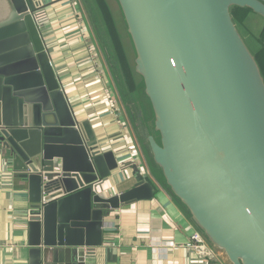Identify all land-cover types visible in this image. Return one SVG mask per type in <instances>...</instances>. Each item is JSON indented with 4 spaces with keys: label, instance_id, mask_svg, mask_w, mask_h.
I'll use <instances>...</instances> for the list:
<instances>
[{
    "label": "water",
    "instance_id": "obj_1",
    "mask_svg": "<svg viewBox=\"0 0 264 264\" xmlns=\"http://www.w3.org/2000/svg\"><path fill=\"white\" fill-rule=\"evenodd\" d=\"M61 1L0 0V161L28 264H87L112 214L154 195L143 178L110 194L119 163L79 125L42 32ZM116 1L151 120L98 0L82 3L148 165L228 264H264V74L234 15L264 20V0Z\"/></svg>",
    "mask_w": 264,
    "mask_h": 264
},
{
    "label": "crops",
    "instance_id": "obj_2",
    "mask_svg": "<svg viewBox=\"0 0 264 264\" xmlns=\"http://www.w3.org/2000/svg\"><path fill=\"white\" fill-rule=\"evenodd\" d=\"M252 14L242 27L259 50L264 20L260 19L261 29L255 33L249 25L257 19ZM42 32L79 125L119 163L108 185L110 194L132 189L138 178L154 187L151 199L112 214L104 246L93 259L87 257V264H228L210 245L205 256L191 248L196 228L148 165L82 0H64L51 7ZM3 170L0 161V264H28L19 222L25 197L18 192V183L3 177Z\"/></svg>",
    "mask_w": 264,
    "mask_h": 264
},
{
    "label": "trees",
    "instance_id": "obj_3",
    "mask_svg": "<svg viewBox=\"0 0 264 264\" xmlns=\"http://www.w3.org/2000/svg\"><path fill=\"white\" fill-rule=\"evenodd\" d=\"M98 2L100 4V8L103 12V15L108 23L109 31L113 37L119 58L121 60V63L124 69V73H125V77L127 79L128 85L131 91H135L138 87V82L136 80V74L133 69L134 64L132 65V63L130 62L127 56L125 47L120 38L119 32L116 28V22H115L113 13L105 0H98ZM249 14H250L249 10L241 9L238 7L234 8V15L237 21L241 24H244ZM45 18H46V14L41 16L42 20H45ZM257 41L259 43L260 48L259 50L256 51L255 54H256V58L264 74V29L262 33L260 34V36L258 37Z\"/></svg>",
    "mask_w": 264,
    "mask_h": 264
},
{
    "label": "rangeland",
    "instance_id": "obj_4",
    "mask_svg": "<svg viewBox=\"0 0 264 264\" xmlns=\"http://www.w3.org/2000/svg\"><path fill=\"white\" fill-rule=\"evenodd\" d=\"M107 3L109 5V7L111 8V11L113 13L116 25L119 27V31H120V33H121V35L123 37V45L125 47L127 56H128L130 62L133 65L134 64V59H135V50H134L133 43H132L131 39L127 35V29H126V26H125V21H124V18L122 16L119 4H118V2L116 0H107ZM252 15H254V17H256L257 19L255 21H253V22H250L251 24L249 23V25L254 30L255 33H258L260 31V29H261V24H260V22H261L260 19L261 18L257 17L254 13ZM8 22L9 21L5 20V18L3 16H0V27L6 25ZM56 63L59 64L60 63V59H56ZM134 67H133V69H134ZM136 80L138 82V87L137 88L139 89V92H138V95H137V100L139 101V104L142 107H144L147 119L151 120L153 118V115H152V111H151L148 99L144 95V88H143L142 79L138 75H136Z\"/></svg>",
    "mask_w": 264,
    "mask_h": 264
},
{
    "label": "built area",
    "instance_id": "obj_5",
    "mask_svg": "<svg viewBox=\"0 0 264 264\" xmlns=\"http://www.w3.org/2000/svg\"><path fill=\"white\" fill-rule=\"evenodd\" d=\"M49 9L46 10L45 14H46V18L44 20V24L45 21L47 20V11ZM191 241H190V246L193 250H195L199 255L201 256H205L208 253V242L204 239V237L201 235V233L197 230H195L191 236Z\"/></svg>",
    "mask_w": 264,
    "mask_h": 264
}]
</instances>
